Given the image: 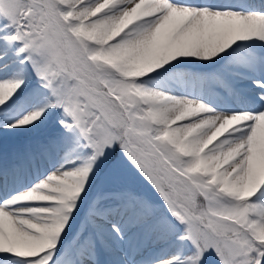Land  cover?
Masks as SVG:
<instances>
[{"label":"snow or ice","instance_id":"snow-or-ice-1","mask_svg":"<svg viewBox=\"0 0 264 264\" xmlns=\"http://www.w3.org/2000/svg\"><path fill=\"white\" fill-rule=\"evenodd\" d=\"M0 264H264V0H0Z\"/></svg>","mask_w":264,"mask_h":264}]
</instances>
